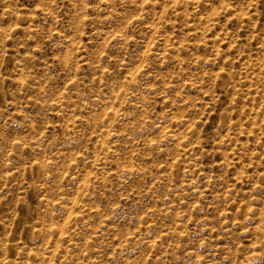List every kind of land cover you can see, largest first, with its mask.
Segmentation results:
<instances>
[{
    "label": "rangeland",
    "instance_id": "rangeland-1",
    "mask_svg": "<svg viewBox=\"0 0 264 264\" xmlns=\"http://www.w3.org/2000/svg\"><path fill=\"white\" fill-rule=\"evenodd\" d=\"M0 264H264V0H0Z\"/></svg>",
    "mask_w": 264,
    "mask_h": 264
}]
</instances>
